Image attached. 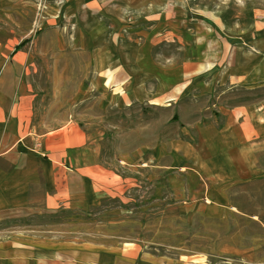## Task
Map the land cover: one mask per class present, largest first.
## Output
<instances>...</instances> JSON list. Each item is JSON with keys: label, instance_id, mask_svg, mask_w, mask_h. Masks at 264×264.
Returning <instances> with one entry per match:
<instances>
[{"label": "crops", "instance_id": "1", "mask_svg": "<svg viewBox=\"0 0 264 264\" xmlns=\"http://www.w3.org/2000/svg\"><path fill=\"white\" fill-rule=\"evenodd\" d=\"M187 1H68L72 36L80 37L72 49L92 59L89 94L126 108L212 102L194 115L177 114L180 136L122 150L112 162L106 136L77 122L42 136L22 127L32 116L25 75L33 60L28 46L18 48L23 41L0 40V222L89 210L144 183L154 189L146 202L166 204L168 216L218 218L232 189L262 175L264 99L255 103L250 95L264 89V23L238 35L199 27ZM173 45L179 58L158 54ZM0 264L208 263L152 256L133 243L0 239Z\"/></svg>", "mask_w": 264, "mask_h": 264}, {"label": "rangeland", "instance_id": "2", "mask_svg": "<svg viewBox=\"0 0 264 264\" xmlns=\"http://www.w3.org/2000/svg\"><path fill=\"white\" fill-rule=\"evenodd\" d=\"M68 1L0 0V40L25 41L33 60L25 75L31 81L32 116L22 125L24 129L42 136L77 122L87 131L106 136L112 162L122 150L129 153L144 143L180 136L179 112L194 115L195 110L212 106L210 100H191L187 108H173L170 103L163 109L137 102L126 108L107 105L99 92L89 94L84 82L93 76L92 59L72 49L80 37L76 35L74 40L72 36ZM186 5L193 24L221 33L238 35L264 23V0H188ZM163 51L179 58L176 45L163 47L158 54ZM155 62L161 64L162 58L156 57ZM263 99L264 89L251 92L250 101ZM259 166L264 170V154ZM151 187L141 184L121 199H108L85 211L62 210L0 222V239L74 241L106 247L133 243L146 254L168 259L264 264V172L232 189L228 211L218 218L168 216L166 204L146 202L154 194Z\"/></svg>", "mask_w": 264, "mask_h": 264}, {"label": "trees", "instance_id": "3", "mask_svg": "<svg viewBox=\"0 0 264 264\" xmlns=\"http://www.w3.org/2000/svg\"><path fill=\"white\" fill-rule=\"evenodd\" d=\"M25 43H26L25 41L22 42V44H21L20 46H18V48H19V47H23V46L25 45ZM174 119H175V118H174Z\"/></svg>", "mask_w": 264, "mask_h": 264}, {"label": "bare ground", "instance_id": "4", "mask_svg": "<svg viewBox=\"0 0 264 264\" xmlns=\"http://www.w3.org/2000/svg\"><path fill=\"white\" fill-rule=\"evenodd\" d=\"M264 76V75H263Z\"/></svg>", "mask_w": 264, "mask_h": 264}]
</instances>
